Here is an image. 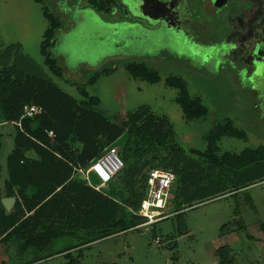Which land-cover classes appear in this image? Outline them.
I'll return each instance as SVG.
<instances>
[{
    "label": "rangeland",
    "instance_id": "1",
    "mask_svg": "<svg viewBox=\"0 0 264 264\" xmlns=\"http://www.w3.org/2000/svg\"><path fill=\"white\" fill-rule=\"evenodd\" d=\"M194 7V14L200 13L209 25L210 36L199 37L201 40L209 44L230 32L220 21L223 14H204L201 7ZM51 18L59 27L50 54L62 75L51 70L42 53ZM123 19V14L111 16L98 11L88 0H0V69L45 76L78 99L83 98L81 90L85 89L98 99L96 108L113 121L149 106L168 117L185 153L205 149L209 131L225 122H232L246 137L224 136L218 143L220 151L240 153L264 145V105L261 109L256 105L261 95L241 84L229 68L221 69L225 59L215 64L213 48L195 46L179 30L149 32ZM133 61L158 69L160 81L131 76L125 64ZM112 68L116 70L111 72ZM170 76L186 81L190 95L207 106L206 116L189 119L184 115L176 101L178 90L166 83ZM258 87L264 92V84ZM6 130L2 162L13 148L10 128ZM2 177H6L5 171L0 184ZM90 180L93 185L101 183L94 174ZM102 189L110 193V183ZM75 241L62 237L44 251L25 252L15 244L0 243V264H64L67 259L63 253H55ZM80 262L264 264V180L199 203L181 214L173 213L155 225L137 226L93 241L83 249Z\"/></svg>",
    "mask_w": 264,
    "mask_h": 264
},
{
    "label": "trees",
    "instance_id": "2",
    "mask_svg": "<svg viewBox=\"0 0 264 264\" xmlns=\"http://www.w3.org/2000/svg\"><path fill=\"white\" fill-rule=\"evenodd\" d=\"M88 3L109 14L116 0ZM58 27L51 18L42 53L51 70L62 75L50 54ZM125 69L152 83L161 79L159 70L144 62H129ZM166 83L178 90L176 101L187 118L207 115V106L190 95L183 78L170 76ZM81 93L78 99L45 76L0 69V178L6 172L0 184V243L15 244L20 252L44 251L59 238H74L76 242L60 253L67 259L64 264H81L89 243L145 222L138 212L151 169L171 170L177 177L166 217L160 220L264 180V145L240 153L220 151L224 136L246 137L232 122L216 124L205 137V149L185 153L167 116L141 106L113 121L96 108V97L85 89ZM29 103L41 105L42 113L23 117ZM7 128L13 148L2 162ZM123 136L125 141L117 144ZM114 144L120 147L124 167L111 179L108 193L92 187L78 168L88 167ZM4 197L15 198L11 210Z\"/></svg>",
    "mask_w": 264,
    "mask_h": 264
},
{
    "label": "flooded vegetation",
    "instance_id": "3",
    "mask_svg": "<svg viewBox=\"0 0 264 264\" xmlns=\"http://www.w3.org/2000/svg\"><path fill=\"white\" fill-rule=\"evenodd\" d=\"M195 5L204 14H223L220 21L230 32L209 44L201 40L199 37L210 36L209 25L200 13L194 14ZM114 14H123V21L140 24L149 32L179 30L195 46L213 48L215 64L225 59L221 69L227 67L235 73L241 84L261 95L256 105L260 109L264 105V92L258 87L264 84V0H116L108 15Z\"/></svg>",
    "mask_w": 264,
    "mask_h": 264
},
{
    "label": "built area",
    "instance_id": "4",
    "mask_svg": "<svg viewBox=\"0 0 264 264\" xmlns=\"http://www.w3.org/2000/svg\"><path fill=\"white\" fill-rule=\"evenodd\" d=\"M43 107L35 103L24 105L23 117H31L42 113ZM54 135L53 132H50ZM104 154L94 160L88 167H80L78 170L86 178L88 183L103 191V186L110 183L113 176L124 167V162L120 157V147L116 144L109 148H105ZM94 174L101 182L98 185H93L90 176ZM176 173L171 170L154 168L149 171L147 177V194L142 201L139 214L146 218L139 226H148L156 223L164 216L167 205L169 204L170 191L172 185L176 181ZM155 243L159 244L160 239L156 238Z\"/></svg>",
    "mask_w": 264,
    "mask_h": 264
},
{
    "label": "water",
    "instance_id": "5",
    "mask_svg": "<svg viewBox=\"0 0 264 264\" xmlns=\"http://www.w3.org/2000/svg\"><path fill=\"white\" fill-rule=\"evenodd\" d=\"M3 203L5 204L6 208L8 210H11L15 203V198L14 197H5L3 198Z\"/></svg>",
    "mask_w": 264,
    "mask_h": 264
},
{
    "label": "crops",
    "instance_id": "6",
    "mask_svg": "<svg viewBox=\"0 0 264 264\" xmlns=\"http://www.w3.org/2000/svg\"><path fill=\"white\" fill-rule=\"evenodd\" d=\"M56 45V43L54 44V46ZM120 121V120H119ZM3 181H4V178L2 177V184H1V186H3ZM5 198V197H4ZM72 239H74V238H72ZM76 240V239H75ZM76 242V241H75ZM75 242H72V243H75ZM72 243L70 244V245H72ZM69 245V246H70ZM68 246V247H69ZM67 248V247H66ZM66 248H64V250L66 249ZM63 250H61L60 252H62ZM60 252H57V253H55V254H58V253H60Z\"/></svg>",
    "mask_w": 264,
    "mask_h": 264
}]
</instances>
